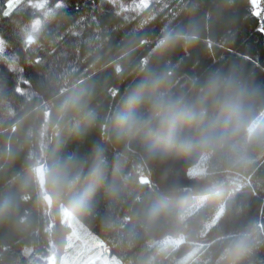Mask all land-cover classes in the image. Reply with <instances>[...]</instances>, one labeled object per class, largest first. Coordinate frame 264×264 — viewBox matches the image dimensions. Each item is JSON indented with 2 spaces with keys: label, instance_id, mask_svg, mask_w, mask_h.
I'll return each instance as SVG.
<instances>
[{
  "label": "trees",
  "instance_id": "16d2710c",
  "mask_svg": "<svg viewBox=\"0 0 264 264\" xmlns=\"http://www.w3.org/2000/svg\"><path fill=\"white\" fill-rule=\"evenodd\" d=\"M63 2L33 45L25 40L40 12L19 8L0 17L6 54L15 56L14 63L0 61V264H49L51 255L54 264L62 261L69 217L119 264H264V32L258 30L264 21L252 15L249 0H139L142 9L120 16L109 0ZM165 31L198 40L161 51L156 44ZM232 65L243 66L262 95L223 141L205 146L206 137L224 131L207 101L191 151L163 165L182 171L201 154V187L165 185L173 175L145 158L143 131L124 135L117 113L127 114L129 98L156 79L172 98L194 102L200 95L194 80ZM134 111L150 115L146 101ZM101 161L98 176H91ZM77 175L64 187L65 178ZM220 192L240 194L226 195L223 215L221 201L209 212L217 222L213 233L209 225L201 229H210L209 236L226 231L227 238L213 252L203 238L181 251L173 230ZM246 232L252 250L241 260H222Z\"/></svg>",
  "mask_w": 264,
  "mask_h": 264
},
{
  "label": "clouds",
  "instance_id": "9594fccd",
  "mask_svg": "<svg viewBox=\"0 0 264 264\" xmlns=\"http://www.w3.org/2000/svg\"><path fill=\"white\" fill-rule=\"evenodd\" d=\"M16 2L18 0H14L10 8L15 7ZM30 2L34 5L32 9L40 12L41 16L36 18L37 22L29 34L30 39L25 40L26 46L36 44L44 24L54 19L63 9L56 7V4L50 6V0H30ZM121 3V0H117L119 5L117 16L123 13L120 8ZM142 8L138 7L136 11ZM230 38L231 33L226 34L222 43L225 45L230 43ZM197 40L198 36L191 33L181 34L165 31L156 47L161 51H166L181 42L183 46H189ZM120 71L118 68L117 73ZM192 87L200 93L194 102L183 96L172 98L165 89L162 79L141 84L139 91L128 100L130 111L124 115L117 113L116 119L122 124L125 136L144 132L147 141L145 146L147 160L164 165L171 158L190 152L193 148L191 132L206 116L207 101L210 100L212 106L218 110L224 131L206 137L202 142L205 146L210 142L223 141L227 136V129L233 124L238 125L245 114L251 110L257 98L262 95L261 89L253 87L250 83L246 69L237 65H232L227 70L222 67L209 69L203 81L194 80ZM145 92L148 93L147 96L144 95ZM145 101L150 113L148 118L134 111ZM103 163L101 161V164L93 169L91 176H98ZM78 179V175L71 181L65 178L63 185L71 188ZM80 207L83 208L85 205L81 203ZM251 235V232L241 233L235 242L225 249L221 259L234 256L236 260H241L252 250Z\"/></svg>",
  "mask_w": 264,
  "mask_h": 264
},
{
  "label": "rangeland",
  "instance_id": "374dc122",
  "mask_svg": "<svg viewBox=\"0 0 264 264\" xmlns=\"http://www.w3.org/2000/svg\"><path fill=\"white\" fill-rule=\"evenodd\" d=\"M142 146H144L143 142ZM200 155L198 154L194 157L195 159L185 163L182 171L172 170L159 164L161 169L168 171L169 174L174 177L173 182H165L164 184L167 186H172L173 184L177 186L187 185L199 189L202 184L201 177L203 174L202 157ZM227 194L233 199L239 196L240 193ZM226 195L224 192H220L211 196L201 211L194 215L183 226H179L173 230L176 233L175 235L178 236L175 240L176 245L180 246L181 251L186 250L187 247L200 238H203L202 241L205 244V247H207V253L220 248L221 240L227 238L226 231H223L222 235L218 234L209 236V230L212 228L210 233H213L212 231L217 224L214 215L209 218V212L217 202L221 201L223 203V215L225 212V202H227V205L229 203V197H226ZM237 213V210H235L234 216H236ZM227 217L231 218L232 215ZM66 221L71 228V237L64 248V251H67L66 254L61 257L62 261L58 260L59 262L57 264H93L94 262H97L95 264H119L118 260L107 256V253H105V250L107 251V249L101 241L91 233L87 232L76 221L70 219V217L68 220L66 219ZM205 225L211 226L208 231H202L201 228ZM56 260V256L53 255V258H50L51 263L49 264H54V261Z\"/></svg>",
  "mask_w": 264,
  "mask_h": 264
},
{
  "label": "snow or ice",
  "instance_id": "6c2138e0",
  "mask_svg": "<svg viewBox=\"0 0 264 264\" xmlns=\"http://www.w3.org/2000/svg\"><path fill=\"white\" fill-rule=\"evenodd\" d=\"M14 0H5V4L3 6V9L0 10V17H6L9 18L12 16L13 12H15L19 8H33L34 5L30 2V0H18V2L15 3V7H11ZM110 3L113 5H117V0H109ZM249 3L251 5V12L252 15L255 17L260 18L261 21H264V0H249ZM56 7L58 8H65L66 4L63 2V0H57L56 2ZM142 8L143 4L139 3V0H133L132 4L125 5L121 3L120 8L121 11L124 12H133L136 11L137 8ZM127 19V17H125ZM37 22L35 19L32 22V26ZM259 31L264 32V23H261ZM18 36L24 37V32H18ZM26 39H30V36L27 35ZM8 48V42L7 40L3 37V35H0V61H3L5 63H14L15 62V56H11L6 54V49ZM22 71V70H21ZM21 83H28L27 79L24 77H21L20 79Z\"/></svg>",
  "mask_w": 264,
  "mask_h": 264
},
{
  "label": "water",
  "instance_id": "95a60500",
  "mask_svg": "<svg viewBox=\"0 0 264 264\" xmlns=\"http://www.w3.org/2000/svg\"><path fill=\"white\" fill-rule=\"evenodd\" d=\"M144 181L146 182V180H144ZM144 181H142V182H144ZM107 250H108V249H107ZM50 258H53V255H51Z\"/></svg>",
  "mask_w": 264,
  "mask_h": 264
}]
</instances>
